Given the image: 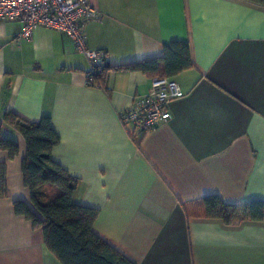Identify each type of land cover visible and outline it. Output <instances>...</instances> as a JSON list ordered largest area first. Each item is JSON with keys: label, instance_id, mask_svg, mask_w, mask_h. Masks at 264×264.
Segmentation results:
<instances>
[{"label": "crops", "instance_id": "obj_1", "mask_svg": "<svg viewBox=\"0 0 264 264\" xmlns=\"http://www.w3.org/2000/svg\"><path fill=\"white\" fill-rule=\"evenodd\" d=\"M101 14L86 24L87 47L106 68L89 83L90 64L64 32L0 20V264H61L40 229L16 215L29 203L20 133L4 115L50 116L60 142L51 157L78 179L72 199L96 208L93 229L136 264H264V221L225 224L187 217L181 201L218 195L230 204L264 201V5L246 0H89ZM187 41L192 67L173 77L184 94L170 118L140 132L119 118L150 77L115 68L160 56ZM10 170L14 177L10 176ZM14 182V184H13Z\"/></svg>", "mask_w": 264, "mask_h": 264}, {"label": "trees", "instance_id": "obj_2", "mask_svg": "<svg viewBox=\"0 0 264 264\" xmlns=\"http://www.w3.org/2000/svg\"><path fill=\"white\" fill-rule=\"evenodd\" d=\"M264 5V0H246ZM192 67L187 41L171 40L163 44L160 56L146 57L115 68L139 70L150 78L170 77ZM106 63L95 74L97 84ZM92 83V84H93ZM5 121L22 136L25 151L20 160L24 186L29 191V203L23 199L12 201L16 215L23 216L33 229H40L49 251L61 264H136L93 229L98 210L76 203L72 193L78 179L68 173L51 157L60 137L51 124L50 116L42 115L37 121L27 122L12 112ZM0 149L14 158L18 142L1 134ZM5 165H0V192L4 193ZM187 217L220 218L225 224L238 225L244 221H264V201L230 204L218 195H208L181 201Z\"/></svg>", "mask_w": 264, "mask_h": 264}, {"label": "built area", "instance_id": "obj_3", "mask_svg": "<svg viewBox=\"0 0 264 264\" xmlns=\"http://www.w3.org/2000/svg\"><path fill=\"white\" fill-rule=\"evenodd\" d=\"M100 18V12L89 0H0V20L22 23L19 39L29 38L40 26L66 33L90 64L86 73L89 83L94 82L95 74L104 65V52L87 47L84 31L87 23ZM183 94L173 78L153 77L148 92L134 97L121 110L120 121L140 132L149 131L170 118V103Z\"/></svg>", "mask_w": 264, "mask_h": 264}, {"label": "rangeland", "instance_id": "obj_4", "mask_svg": "<svg viewBox=\"0 0 264 264\" xmlns=\"http://www.w3.org/2000/svg\"><path fill=\"white\" fill-rule=\"evenodd\" d=\"M2 135H3V134H2ZM4 137H5V136H4ZM6 137H7V138H10L9 136H6ZM11 139H12V138H11ZM17 156H18V154H17L13 159L16 160ZM11 172H12V173H11ZM10 173H11L10 176L14 177V172L10 170ZM13 184H14V182H13ZM4 188L6 189V185H5ZM1 193H2V191H1ZM6 195H7L6 192H5V193H2V196H6Z\"/></svg>", "mask_w": 264, "mask_h": 264}]
</instances>
